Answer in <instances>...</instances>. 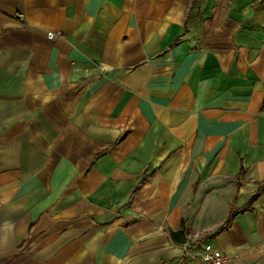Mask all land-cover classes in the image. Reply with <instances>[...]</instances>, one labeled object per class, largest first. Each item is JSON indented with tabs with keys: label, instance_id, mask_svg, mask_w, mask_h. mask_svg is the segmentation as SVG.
I'll list each match as a JSON object with an SVG mask.
<instances>
[{
	"label": "crops",
	"instance_id": "1",
	"mask_svg": "<svg viewBox=\"0 0 264 264\" xmlns=\"http://www.w3.org/2000/svg\"><path fill=\"white\" fill-rule=\"evenodd\" d=\"M262 187L264 0H0V264H264Z\"/></svg>",
	"mask_w": 264,
	"mask_h": 264
},
{
	"label": "built area",
	"instance_id": "2",
	"mask_svg": "<svg viewBox=\"0 0 264 264\" xmlns=\"http://www.w3.org/2000/svg\"><path fill=\"white\" fill-rule=\"evenodd\" d=\"M47 36L51 38L53 36V33H48ZM186 264H230V263L228 257L221 254L212 245H205L203 246L199 256L187 262Z\"/></svg>",
	"mask_w": 264,
	"mask_h": 264
},
{
	"label": "trees",
	"instance_id": "3",
	"mask_svg": "<svg viewBox=\"0 0 264 264\" xmlns=\"http://www.w3.org/2000/svg\"><path fill=\"white\" fill-rule=\"evenodd\" d=\"M260 191H264V187H262V188L260 189Z\"/></svg>",
	"mask_w": 264,
	"mask_h": 264
}]
</instances>
